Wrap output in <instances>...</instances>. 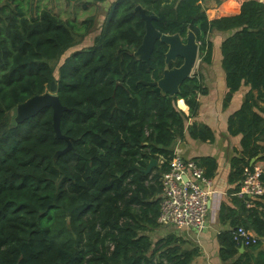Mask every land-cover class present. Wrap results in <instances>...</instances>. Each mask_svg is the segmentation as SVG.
I'll use <instances>...</instances> for the list:
<instances>
[{"label":"trees","instance_id":"trees-1","mask_svg":"<svg viewBox=\"0 0 264 264\" xmlns=\"http://www.w3.org/2000/svg\"><path fill=\"white\" fill-rule=\"evenodd\" d=\"M31 4L0 5V264H191L199 254L174 233L160 237L158 219L175 142L187 132L215 140L208 126L189 125L208 90L199 71L176 96L143 83L162 77L167 46L156 42L149 63L135 57L146 31L137 5L157 16L153 24L162 33L185 37L191 29L201 64L212 61L211 34L234 31L221 43L224 106L243 86L250 90L229 118L231 133L242 136L241 155L233 159V205L221 208V222L231 229L219 235L220 258L264 264V196L252 206L251 197L238 195L245 168L257 157L264 161V2L246 0L238 14L210 20L201 0H116L98 21L87 1L84 18ZM99 24L94 42L76 48ZM53 81L68 107L61 130L73 145L58 157L67 141L56 137L52 108L16 125L10 118L15 106L46 93ZM199 164L211 179L214 160ZM240 226L260 238L243 252L233 235Z\"/></svg>","mask_w":264,"mask_h":264},{"label":"crops","instance_id":"crops-1","mask_svg":"<svg viewBox=\"0 0 264 264\" xmlns=\"http://www.w3.org/2000/svg\"><path fill=\"white\" fill-rule=\"evenodd\" d=\"M114 1L116 0H110L107 5L109 6ZM244 1L246 0H201V3L206 9L209 19L213 20L238 14ZM259 1L264 2V0ZM103 9L105 11L106 8ZM233 32H213L211 34L214 44L212 61L208 64H201L199 55V64H197L199 66L198 71L203 75L208 92L199 96L198 114L189 120V125L196 123L208 126L212 129L215 140L207 142L196 140L190 137L187 132L186 137L178 139L174 145L176 155H181L186 160H195L198 163H201L205 158H211L214 160L216 167L211 175L207 228L200 232L190 227L178 229L172 225H162L159 230L160 237L174 233L184 241L186 249L196 248L199 250V254L191 264H229L234 260L223 261L220 258L221 245L219 242L220 233L231 229L230 222L225 224L221 222V208L223 205H233L232 200L236 195L234 192L238 187L237 181L232 180L235 171L233 159L241 155L242 136L231 133L229 118L241 108L250 87L243 86L238 92L234 93L230 102L224 106L228 87L222 64L221 43ZM260 105L264 107L263 102H260ZM182 110L186 114L189 113L187 105L186 109ZM261 145L264 147V141L261 142ZM260 155L264 156V151ZM258 160L259 157L256 158L255 163L261 165L264 169V161L258 162ZM200 166L203 167L204 171H207L204 165L201 164ZM251 200V205L254 206L255 202L253 201L261 200V197H251ZM259 209L264 211L263 206H259ZM250 230L253 232L252 229ZM262 248H264V240Z\"/></svg>","mask_w":264,"mask_h":264},{"label":"water","instance_id":"water-1","mask_svg":"<svg viewBox=\"0 0 264 264\" xmlns=\"http://www.w3.org/2000/svg\"><path fill=\"white\" fill-rule=\"evenodd\" d=\"M86 1L90 3L93 0ZM135 10L140 13L142 19L145 21L146 28L142 43L134 53L135 57L142 62L149 63L156 42L159 41L167 46V52L165 53L166 67L162 77L154 82L143 81V83L152 86L154 92L157 94L176 96L180 93L181 85L187 78L192 76L193 70L197 65L200 50L197 37L191 29H188L185 37L180 33H162L153 24V20L157 18L156 15L147 14L146 10L140 5H137ZM178 58H182L183 63L179 67L169 68L168 65L171 62H175ZM46 108L53 109V127L56 137L67 141V147L56 152L55 157H58L73 150V145L70 138L65 136L61 130L62 117L68 107L61 103L56 93L55 81L51 83L50 89L46 93L33 96L29 100L15 106L10 113L11 124L23 123L37 116ZM255 160H252V165L255 163ZM155 164H157V160L153 159L149 164L148 170ZM244 250L245 247L242 246L240 251L243 252Z\"/></svg>","mask_w":264,"mask_h":264},{"label":"built area","instance_id":"built-area-1","mask_svg":"<svg viewBox=\"0 0 264 264\" xmlns=\"http://www.w3.org/2000/svg\"><path fill=\"white\" fill-rule=\"evenodd\" d=\"M264 169L255 164L244 171L239 195L264 196ZM211 179L205 176L203 167L195 160L175 155L170 170L162 178V204L159 224L178 229L190 227L204 231L208 226ZM234 239L243 247L254 246L260 238L250 229L240 226L233 232Z\"/></svg>","mask_w":264,"mask_h":264},{"label":"rangeland","instance_id":"rangeland-1","mask_svg":"<svg viewBox=\"0 0 264 264\" xmlns=\"http://www.w3.org/2000/svg\"><path fill=\"white\" fill-rule=\"evenodd\" d=\"M5 1L6 0H1L0 5L5 3ZM106 1H105L106 3L97 2L96 0H93L92 2H90V5L88 6V14L97 16V21L99 20V17L101 15L105 16L106 13H104L103 8L107 9V6L105 5H107V3L110 2V0H106ZM84 2H86V0H31V3H32L31 5L33 9H37V7H40V10H43V9L52 10L53 13H56V14L59 13L64 18L67 16H71V14H74V13H77L79 16L84 18L85 16H87V14H83L84 13V9H83ZM102 23H104V21H101V24ZM99 26L100 27L98 31H95L94 33L89 35L76 48H87L88 46H90L92 42H94V38L101 32L100 31L101 25L99 24ZM67 55H64L62 57V60L65 59ZM197 64H199V62H197ZM58 68L55 72L56 77H58ZM198 69H199V66L196 65L195 69L193 70L192 75L196 73Z\"/></svg>","mask_w":264,"mask_h":264},{"label":"flooded vegetation","instance_id":"flooded-vegetation-1","mask_svg":"<svg viewBox=\"0 0 264 264\" xmlns=\"http://www.w3.org/2000/svg\"><path fill=\"white\" fill-rule=\"evenodd\" d=\"M140 46V45H139ZM139 48V47H138ZM137 48V49H138ZM137 49L135 51H133V54L137 51ZM181 60V62H179ZM140 61V60H139ZM142 62V61H141ZM183 63V59L182 58H178L175 62H171L168 67L169 68H174V67H179L181 64ZM154 79V77H152ZM159 80V79H158Z\"/></svg>","mask_w":264,"mask_h":264}]
</instances>
